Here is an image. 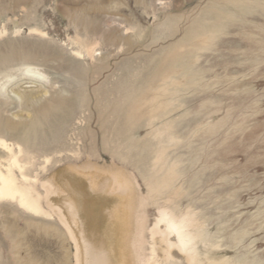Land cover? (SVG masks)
Listing matches in <instances>:
<instances>
[{
	"label": "rangeland",
	"instance_id": "obj_1",
	"mask_svg": "<svg viewBox=\"0 0 264 264\" xmlns=\"http://www.w3.org/2000/svg\"><path fill=\"white\" fill-rule=\"evenodd\" d=\"M0 139L39 207L0 200V264H76L68 172L101 223L143 202L147 264H186L162 211L194 218L193 264H264V0H0Z\"/></svg>",
	"mask_w": 264,
	"mask_h": 264
},
{
	"label": "bare ground",
	"instance_id": "obj_2",
	"mask_svg": "<svg viewBox=\"0 0 264 264\" xmlns=\"http://www.w3.org/2000/svg\"><path fill=\"white\" fill-rule=\"evenodd\" d=\"M20 74L27 77L28 82L26 83L40 80L43 76L37 68L29 65H24ZM0 146L8 152L11 151L6 142L1 139ZM12 164L20 168L16 158L13 159ZM247 166L253 168L258 165L249 163ZM71 177L72 174L69 172L63 176L65 194L60 203L62 207L60 217L75 245L76 264H122L123 261L118 259L119 254L128 250L124 249L128 247V244L124 243L125 239H122V236H128V234L130 236L129 243L132 242L130 250L134 263L147 264L148 259L145 257L143 249L147 242L145 239L147 217L143 202L138 205L129 204L121 210L110 204L101 211L102 217L106 219L101 223L96 218V205L91 206L83 203L81 199L85 197L84 193L79 192L77 189L79 184H73ZM246 178L247 175L242 174L240 181H245ZM28 196L26 189L17 186L16 178L10 170L6 174L0 172V200H15L21 207L37 213L39 207ZM85 213L89 214V218H93L91 222L82 221ZM131 217L133 221L126 223L125 220ZM103 218L100 217V220ZM96 220L98 221L96 222ZM194 222V218L188 212L177 219L165 211L161 212L159 220L153 225L149 235L153 239V243H158L163 250L165 261L172 258L171 254L174 253V250L177 255L183 257L186 264H193L197 259L195 249L198 236L192 232L195 227ZM100 223L102 224L101 228H99ZM160 223H163L164 226L162 230L159 228ZM151 253L154 255V248L151 249ZM153 264H158V262L154 260Z\"/></svg>",
	"mask_w": 264,
	"mask_h": 264
}]
</instances>
